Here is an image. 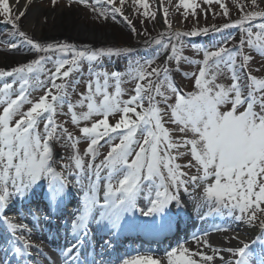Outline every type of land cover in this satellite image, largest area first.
Segmentation results:
<instances>
[{
  "label": "snow or ice",
  "instance_id": "snow-or-ice-1",
  "mask_svg": "<svg viewBox=\"0 0 264 264\" xmlns=\"http://www.w3.org/2000/svg\"><path fill=\"white\" fill-rule=\"evenodd\" d=\"M233 4L47 0L46 12L42 0H0L9 27L0 53L20 56L0 66V264H264L252 252L264 250V0ZM169 7L196 27L175 30ZM57 8L123 24L140 44L46 42L38 32ZM161 10L153 36L148 25ZM210 13L224 22L199 26ZM200 36L209 45L191 46L202 58L183 55L184 38ZM119 60L126 71L108 70ZM189 208L203 222L232 223L176 236L159 257L109 254L122 238L179 231ZM221 232L227 240L213 244Z\"/></svg>",
  "mask_w": 264,
  "mask_h": 264
},
{
  "label": "rangeland",
  "instance_id": "rangeland-1",
  "mask_svg": "<svg viewBox=\"0 0 264 264\" xmlns=\"http://www.w3.org/2000/svg\"><path fill=\"white\" fill-rule=\"evenodd\" d=\"M151 4H153V8L155 10V0H149ZM177 0H172V3L175 4ZM226 3H228L230 8H233L234 10V4L233 0H225ZM60 3H63V0H60ZM42 4L44 7V10L48 11V5L47 0H42ZM163 4L165 6H168V0H163ZM40 5L34 4L33 8L35 9ZM214 11H219L218 7L213 5ZM199 11V9L197 10ZM49 19L47 22V25L43 28L41 32H38V35L41 36L42 39H44L46 42H67L71 44H75L78 47L82 45H89L91 47H101V46H123V47H138L140 44V41L137 40V38L134 35L131 41H124L127 38V35L124 33L125 31H121L119 29L118 23H113L111 21L100 23L97 21H94L91 18V15L89 12L85 9L77 10L76 8H73L71 11L63 8H57L55 12H48ZM235 18V16H234ZM158 15H157V21L155 25L149 23L148 30L149 32L155 36L160 31L163 30V23L159 21ZM169 19L172 23V26L175 30L178 31H188L190 29H193L196 27L194 24L193 18L191 16L188 17V20L185 22L182 19V16L180 14H176L174 12V9L169 7ZM163 21V16H162ZM41 22H43V18L41 17ZM223 19L219 16H216L215 19L211 15V13L208 15L207 20L203 18V15H201L199 26H205V25H211L213 23L221 24L223 23ZM127 28V27H126ZM137 28H140V25L137 23ZM67 29H73L77 31L78 30H93L96 34L100 36L101 39H90L88 37L84 38H75L73 35L65 33ZM51 31V33L49 32ZM129 32V30L127 29ZM235 33V30H232ZM9 32V27L0 24V39L5 38L6 34ZM76 33V32H74ZM130 34V33H129ZM75 35V34H74ZM71 36V37H70ZM239 39V36L236 37ZM122 40V41H121ZM184 42L186 47L184 48L183 55H186L192 59H200L202 58V53H197L196 48L199 47H206L209 45V39L203 36L200 37H186L184 38ZM121 43V44H120ZM195 44L196 48H193L191 45ZM2 47V46H0ZM20 56L18 53H12V52H4L0 53V66L7 64L8 66H13V63L16 59H19ZM259 62V61H258ZM106 67L108 70H119L121 72L126 71V61L125 60H119V61H113L112 63L106 62ZM195 66H192L194 68ZM186 70H190L187 65H185ZM175 81L184 88L185 91L192 90V83L190 80L184 79L181 74H177L174 77ZM225 82H227V77L225 78ZM126 88L132 87L130 83H126L124 85ZM84 85L81 84L78 88V91H83ZM125 99L127 96L124 97ZM77 99L76 95L72 96V100L75 101ZM77 111H80L77 109ZM58 119H68V117H59ZM70 130L71 126L69 125ZM86 145L84 143H81L80 147L83 149ZM58 152L63 154V150L58 148Z\"/></svg>",
  "mask_w": 264,
  "mask_h": 264
},
{
  "label": "bare ground",
  "instance_id": "bare-ground-1",
  "mask_svg": "<svg viewBox=\"0 0 264 264\" xmlns=\"http://www.w3.org/2000/svg\"><path fill=\"white\" fill-rule=\"evenodd\" d=\"M49 32L51 33V31ZM64 32L73 35L75 38L88 37L90 39H93V38L101 39L100 36L96 34L93 30H85V29L78 30L77 29L76 31V29L75 30L67 29ZM175 211L176 210L173 209L174 214H175ZM177 219L179 223V231L174 230L172 233H169L167 237L161 236L158 238H149V237H143V236H139V237L129 236L127 238H122L121 241L117 242L116 251L123 250L125 249V247H127L128 254L125 256L126 258L134 257L137 254H140V255L151 254L153 256L159 257L163 255L164 251L168 249L170 244L174 246V238L176 236H179L181 238L189 237L192 232L199 231L205 228H211L214 223L215 224H231L232 223L231 220L227 218H222V217H215L213 219L208 220L207 222H203L199 220L194 213H192L191 208L188 209L187 213L181 211ZM258 234H259L258 228L255 230V232H253L251 229L246 230V237H254L255 235H258ZM227 237H228V234L223 233V232L219 234L211 233V240L213 244L215 245H220L221 241L227 240ZM33 238L37 239L39 242L40 240H43L45 236L43 233H40L38 237L34 236ZM170 238H172L171 242L167 240ZM122 241L128 242L127 246L124 245L125 242L121 244ZM233 244H235V242H233ZM45 245L47 244L45 243ZM50 246L53 247V245H50ZM116 251H111L109 254L113 255ZM252 252L257 257L264 255V250H262L258 245L252 246ZM107 255L108 254H106V257ZM217 264H220L219 260H217Z\"/></svg>",
  "mask_w": 264,
  "mask_h": 264
},
{
  "label": "trees",
  "instance_id": "trees-1",
  "mask_svg": "<svg viewBox=\"0 0 264 264\" xmlns=\"http://www.w3.org/2000/svg\"><path fill=\"white\" fill-rule=\"evenodd\" d=\"M119 24V29L122 31H125L124 33L127 35V38L124 40V41H131L132 40V38H133V36H131V34H129V32L127 31V28H126V26H124L123 24H120V23H118ZM122 41V40H121ZM121 44V43H120Z\"/></svg>",
  "mask_w": 264,
  "mask_h": 264
},
{
  "label": "water",
  "instance_id": "water-1",
  "mask_svg": "<svg viewBox=\"0 0 264 264\" xmlns=\"http://www.w3.org/2000/svg\"><path fill=\"white\" fill-rule=\"evenodd\" d=\"M161 23H163L161 20H159Z\"/></svg>",
  "mask_w": 264,
  "mask_h": 264
}]
</instances>
